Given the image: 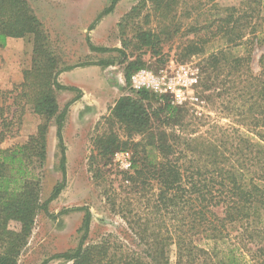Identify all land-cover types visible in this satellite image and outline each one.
Here are the masks:
<instances>
[{"label":"trees","instance_id":"1","mask_svg":"<svg viewBox=\"0 0 264 264\" xmlns=\"http://www.w3.org/2000/svg\"><path fill=\"white\" fill-rule=\"evenodd\" d=\"M117 2L112 0L97 19L112 12ZM178 4L179 0H141L121 18L122 48L117 49L125 59L138 55L128 62L126 80L145 65L140 53H159L163 43L182 31L193 35L182 48V59L203 55L210 41L223 40L224 47L205 58L203 71L208 73V83L204 87L210 89L220 76L224 80L216 89L232 126L222 127L220 136L198 134L188 131V111L183 106H153L157 96L143 89L121 96L103 117L106 130L92 139L89 171L94 179L102 178L114 167L116 152H131L130 169L119 172L120 187L127 196L121 198L114 192L109 199L144 248L113 234L86 244L91 213L84 208V234L78 247L55 257L73 264H245L247 251L257 264H264V53L259 73L252 69L254 48L264 47V16L257 13L261 0H242L239 6L225 7L203 22L194 18L184 30L176 19ZM153 16L158 27L151 24ZM29 34L34 36L32 66L23 72L14 101L30 105L45 121L26 143L0 150V183L7 184L0 186V264H18L39 208L47 212V204L66 185L62 127L68 107L79 94L59 112L56 91H81L58 81L60 73L73 67L60 66L49 35L29 2L0 0V48L6 47L8 38ZM90 45L97 51L108 49ZM239 46L246 48V54L228 52L230 47ZM55 116L62 181L41 204L39 180L29 177L25 167L44 163L49 122ZM9 168L18 171V179L3 173ZM10 179L20 182V187L9 188ZM10 220L20 222L19 231L8 228ZM233 230L239 243L227 245ZM250 243L256 244L257 250ZM171 245L175 246L174 263Z\"/></svg>","mask_w":264,"mask_h":264},{"label":"rangeland","instance_id":"2","mask_svg":"<svg viewBox=\"0 0 264 264\" xmlns=\"http://www.w3.org/2000/svg\"><path fill=\"white\" fill-rule=\"evenodd\" d=\"M27 1L48 33L50 45L60 58V66L73 67L65 74L60 73L58 81L66 86H76L81 91H56L59 112L79 94L68 107L62 127L66 147V185L59 196L47 204V212L39 208L31 236L18 264H42L45 260L47 264H73L72 260L55 255L72 252L78 247L84 234L86 209L91 213L86 244L99 242L113 234L121 241L130 245L134 243L133 246L143 249L142 244L137 243L126 220L119 211L112 209L109 199L114 192H119L121 198L127 196L120 187L119 172L130 169L127 165L132 159L131 152H116L113 158L114 167L105 171L102 178L94 179L89 171V158L94 153L92 139L106 130L103 117L110 113L116 101L121 96L133 95V91L142 89L157 96L152 101L153 106L163 103L183 106L188 111V131L198 134L210 132L220 136L222 127L232 126V119L225 113L222 98L216 89L222 86L224 80L220 76L216 84L206 89L204 84L208 83V73L203 68L209 52L224 47V42L218 38L213 39L206 45L205 54L182 59V48L187 39L193 37L192 34L187 35L182 31L174 39L163 43L159 53H152L150 50L140 53L145 65L134 71L127 81L125 72L128 62L138 55L136 53L125 59L117 49L122 48L118 23L141 0H118L112 12L99 20L98 16L111 5L112 0ZM241 1L215 0L213 3L210 0H179L176 19L184 30L190 22H195L192 19L203 22L206 17L221 13L225 7L239 6ZM147 9L150 10V7L147 6ZM257 13L264 16V0L258 5ZM138 20L142 21V18ZM151 24L159 26L155 16L152 17ZM11 42L9 47L0 48V138L3 137L0 150L26 143L31 135L37 134L39 125L45 121L41 115L33 112L30 105L14 101L18 92L17 86L23 81V72L32 66L34 36L29 34L23 38H13ZM90 44L108 49L97 51ZM254 49L252 69L254 73H259V60L264 53V47L256 46ZM228 52L244 55L246 48L230 47ZM127 54H130L129 50ZM143 69L158 79L157 87H135L132 77ZM194 79L196 81H192ZM56 119L55 116L49 122L44 163L40 165L37 162L25 167V173L29 177L39 180L41 204L48 200L53 189L62 181ZM3 173L12 176L14 180L19 178L16 169L9 168ZM14 180L10 179L11 189L20 187V182ZM5 185L7 184L4 182L0 183L1 187ZM8 228L19 231L21 224L10 220ZM236 233V230L232 231V238L227 245H238ZM250 244L251 248L257 250L256 244ZM245 254V264H257L255 257L253 259L247 251ZM170 258L174 263V245H171Z\"/></svg>","mask_w":264,"mask_h":264},{"label":"built area","instance_id":"3","mask_svg":"<svg viewBox=\"0 0 264 264\" xmlns=\"http://www.w3.org/2000/svg\"><path fill=\"white\" fill-rule=\"evenodd\" d=\"M133 84L135 87H157L159 85V81L155 76L148 72L147 70L143 69L137 72L135 75L132 77ZM196 81V79L192 80ZM131 162L127 165L128 168H130Z\"/></svg>","mask_w":264,"mask_h":264},{"label":"crops","instance_id":"4","mask_svg":"<svg viewBox=\"0 0 264 264\" xmlns=\"http://www.w3.org/2000/svg\"><path fill=\"white\" fill-rule=\"evenodd\" d=\"M13 40V38H8V40H7V45H6V48L7 47H9V45H11V41ZM5 48V47H4ZM65 72H67V70L66 71H64V74H65Z\"/></svg>","mask_w":264,"mask_h":264}]
</instances>
